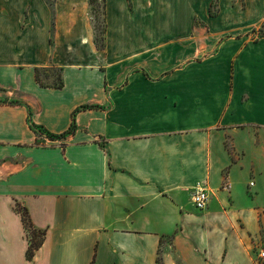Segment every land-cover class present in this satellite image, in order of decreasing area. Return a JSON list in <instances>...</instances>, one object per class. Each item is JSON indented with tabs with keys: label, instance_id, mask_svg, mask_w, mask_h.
Returning a JSON list of instances; mask_svg holds the SVG:
<instances>
[{
	"label": "crops",
	"instance_id": "obj_1",
	"mask_svg": "<svg viewBox=\"0 0 264 264\" xmlns=\"http://www.w3.org/2000/svg\"><path fill=\"white\" fill-rule=\"evenodd\" d=\"M51 13L0 0V264H264V0H106L82 65Z\"/></svg>",
	"mask_w": 264,
	"mask_h": 264
},
{
	"label": "rangeland",
	"instance_id": "obj_2",
	"mask_svg": "<svg viewBox=\"0 0 264 264\" xmlns=\"http://www.w3.org/2000/svg\"><path fill=\"white\" fill-rule=\"evenodd\" d=\"M51 6L50 32L57 42V55L64 64L82 65L90 58L91 44L102 51L105 46L106 0H48ZM264 36V26L254 38ZM58 69L41 74L44 84H58ZM50 76L53 78L50 79ZM1 100L0 102H3ZM6 102V100L4 101ZM43 132V131H42ZM28 240V236L26 234ZM263 264V261H259Z\"/></svg>",
	"mask_w": 264,
	"mask_h": 264
},
{
	"label": "trees",
	"instance_id": "obj_3",
	"mask_svg": "<svg viewBox=\"0 0 264 264\" xmlns=\"http://www.w3.org/2000/svg\"><path fill=\"white\" fill-rule=\"evenodd\" d=\"M262 37H264V36H262ZM36 77H37V81L40 83V85L46 86L41 80V74L39 71H37ZM63 85H64V83L62 81L61 75H59L58 84H55L54 87L61 89L63 87ZM32 127L34 129H38V130L43 131L42 128H38L34 125H32ZM74 130H75V126H72L67 132H65L61 135H54V134H51L47 131H43V132H46V134L50 140L55 141V140H62L64 138L68 137L69 135H71L74 132ZM15 211L21 215L22 221L24 224V228H25L26 234L28 236L29 247H28V251H27V259H28V261H33L35 255H36V252L44 244L46 231H40V230L35 229L32 221H31L28 210L21 207L18 203L15 206ZM157 264H163L161 253H160V256L158 258Z\"/></svg>",
	"mask_w": 264,
	"mask_h": 264
},
{
	"label": "built area",
	"instance_id": "obj_4",
	"mask_svg": "<svg viewBox=\"0 0 264 264\" xmlns=\"http://www.w3.org/2000/svg\"><path fill=\"white\" fill-rule=\"evenodd\" d=\"M250 186L254 187V182L250 183ZM208 203V191L203 187L197 188L193 194V205L195 209L198 211H203L208 207ZM260 258L264 259V252L260 253Z\"/></svg>",
	"mask_w": 264,
	"mask_h": 264
}]
</instances>
